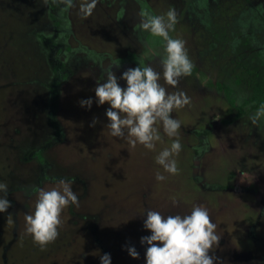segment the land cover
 Returning a JSON list of instances; mask_svg holds the SVG:
<instances>
[{
	"label": "rangeland",
	"instance_id": "rangeland-1",
	"mask_svg": "<svg viewBox=\"0 0 264 264\" xmlns=\"http://www.w3.org/2000/svg\"><path fill=\"white\" fill-rule=\"evenodd\" d=\"M79 2L61 13L55 0L52 26L48 2L0 0V181L11 201L0 213V264H100L105 252L111 264H145L147 245L139 238L149 230L141 212L184 214L194 204L206 207L217 225L220 238L209 254L219 264H264V119L255 125L248 119L258 107L253 88L264 84V0H98L88 17L79 14ZM169 8L177 13L170 35L185 41L196 72L165 84L183 90L191 103L172 113L181 121L179 171L156 181L163 169L155 155L176 137L157 125L161 140L149 150L111 136L104 126L108 104H96L94 88L112 63L119 64L111 68L117 77L138 63L162 71V40L139 29V13ZM52 31L62 45L58 61L70 75L50 106L51 62L40 37ZM87 97L90 109L78 103ZM49 106L61 136L45 143L39 161L24 151L54 134L44 115ZM60 178L73 182L79 203L62 210L57 237L41 247L25 231V213L38 190Z\"/></svg>",
	"mask_w": 264,
	"mask_h": 264
},
{
	"label": "clouds",
	"instance_id": "clouds-1",
	"mask_svg": "<svg viewBox=\"0 0 264 264\" xmlns=\"http://www.w3.org/2000/svg\"><path fill=\"white\" fill-rule=\"evenodd\" d=\"M48 0H44L47 3ZM66 12L75 6V0H56ZM98 0H80L78 12L82 17L92 14ZM139 29L147 31L162 40L160 65L157 71L150 63H138L117 75L111 70L112 63L102 69L106 79L97 81L94 93L97 105L107 102L105 109L107 122L105 127L113 137L122 138L131 147L137 144L146 149H154L155 142L161 140L157 125L171 140L170 146L162 148L155 155V162L163 171L154 174L156 181H165V173L176 174L179 171L175 156L182 145L178 130L181 121L172 115L176 109L190 105L191 98L180 89L168 90L167 85H177L180 78L193 71V62L189 58L185 41L173 38L170 32L177 23L175 9L169 8L164 14H152L141 9ZM118 80H123L122 86ZM163 80L164 83H161ZM81 107L91 108L92 97L78 101ZM248 119L255 125L264 119V103H261ZM96 123L93 117L91 124ZM72 181L60 178L50 188H40L30 212L25 213V231L41 247L53 241L58 235L61 224L60 214L69 204L78 206L79 198L72 188ZM8 186L0 181V213L6 212L11 201L7 198ZM175 203V201H173ZM144 215L143 227L149 230L147 235L139 238L141 245H147L144 253L145 264H219V257L209 254L214 249L220 236L215 229L216 223L210 218L206 207L194 204L187 213L166 214L147 207L141 212ZM128 254L137 258L138 251L134 245H127ZM100 264H111L110 253L99 257Z\"/></svg>",
	"mask_w": 264,
	"mask_h": 264
},
{
	"label": "flooded vegetation",
	"instance_id": "flooded-vegetation-1",
	"mask_svg": "<svg viewBox=\"0 0 264 264\" xmlns=\"http://www.w3.org/2000/svg\"><path fill=\"white\" fill-rule=\"evenodd\" d=\"M48 3H49V6H48V9H47V18H48V20L50 21V23H51V25L52 26H55V24H57L56 23V18L54 17V15H53V8H54V6L53 7H50V5H53V3H55V0H48ZM50 10V12L52 13L51 15H48L49 14V11ZM55 35H56V32L55 31H52V32H50V35H49V37H48V34H45V35H42V37H40L41 38V40L43 41V45H44V49H45V51H46V54H47V58L46 59H48L50 62H51V64H49V70H50V76H49V83H50V81H51V75L53 74V72L55 71V69H56V67L58 66V67H60L61 69H63V70H65V69H68V67H65V68H62L61 67V64H60V60L58 61V58H57V56L59 55V53L62 51V45H61V43L60 42H54V39H55ZM60 38H61V35H60ZM61 41V40H60ZM66 66V65H65ZM62 83V82H61ZM61 85V84H60ZM50 88H51V83H50ZM60 88V87H59ZM52 93H53V90H52V88H51V95H50V102L48 101V103L50 104V106L51 105H53V104H55V101H56V99H53V97H52ZM58 95H59V90H58ZM57 95V96H58ZM50 106L48 107V109H46L45 110V116L47 117V119L49 120V122L51 123V124H53V127H51V126H49L50 128H52V130L54 131V134L52 135V137L50 138H48L47 140H43L42 141V143H39L38 145H33V144H30V145H27V147H25V151L24 152H26L27 151V155L29 156L31 153H33L34 152V154H33V156H35V157H37L38 158V160L39 161H42V159H41V152L43 151V149L46 147L45 146V143L47 144V141L50 139H52L54 136H55V133H59L60 134V136H61V129L60 128H58V126H56V123H53L52 122V120H51V117L52 116H54V115H52V116H50L49 115V109H50ZM55 117V116H54ZM56 118V117H55ZM46 136V135H45ZM60 136H59V138H60ZM45 138V137H44ZM58 138V139H59ZM58 139H55L54 138V142H56V141H58ZM30 147H32L33 149H31ZM38 150V151H36V150ZM37 153H36V152ZM41 170L42 169H40V175H42L43 173L41 172ZM9 213H10V211H9ZM12 215H14L13 217H15V213H11ZM10 214V215H11ZM11 220L12 219H10V222H11ZM17 229V225L15 224L14 226L12 225V227H11V231H12V235L14 236L12 239H14L15 238V234H16V232H14V229ZM94 231V230H93ZM94 241H95V243H97L98 245H100V243H99V241H98V239L96 238V236H95V233H94ZM11 242V241H10ZM10 242L6 245V246H8L9 247V245H10ZM6 246L4 247V250H5V254H3L2 253V258L4 257V260H6V258H7V253H8V249H6ZM3 250V249H2Z\"/></svg>",
	"mask_w": 264,
	"mask_h": 264
},
{
	"label": "trees",
	"instance_id": "trees-1",
	"mask_svg": "<svg viewBox=\"0 0 264 264\" xmlns=\"http://www.w3.org/2000/svg\"><path fill=\"white\" fill-rule=\"evenodd\" d=\"M50 7H53V5H50ZM48 12H49L48 15L52 14L50 12V10ZM193 72L195 73L196 71L194 70ZM69 75H70V69L69 68L63 70L58 66L56 67L55 71L51 75V81H50L51 88L53 90V93H52L53 99L57 98L58 90H59L61 82L63 80H66ZM197 75L201 78V80L203 79V77L201 76L200 73H197ZM253 89L255 90V93L251 95V99H255V98L257 99L258 98L257 102L253 105V107H255V106H259L261 103H264V84L258 83ZM239 114H240V112L236 113V115H239ZM51 120L53 123L57 122L56 126H58V127L60 126V124L58 123L57 119L54 116L51 117Z\"/></svg>",
	"mask_w": 264,
	"mask_h": 264
}]
</instances>
